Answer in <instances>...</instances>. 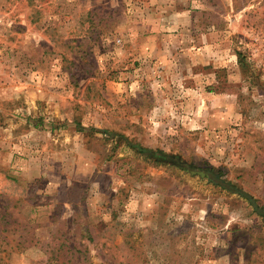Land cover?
<instances>
[{"label": "rangeland", "instance_id": "rangeland-1", "mask_svg": "<svg viewBox=\"0 0 264 264\" xmlns=\"http://www.w3.org/2000/svg\"><path fill=\"white\" fill-rule=\"evenodd\" d=\"M0 264H264V0H0Z\"/></svg>", "mask_w": 264, "mask_h": 264}]
</instances>
